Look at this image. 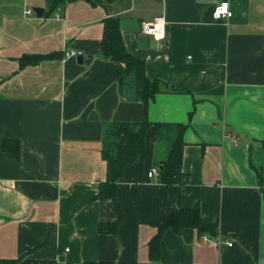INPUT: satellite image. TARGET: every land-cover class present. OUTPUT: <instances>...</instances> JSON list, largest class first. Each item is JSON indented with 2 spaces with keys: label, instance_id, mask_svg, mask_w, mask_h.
<instances>
[{
  "label": "crops",
  "instance_id": "0c3cea01",
  "mask_svg": "<svg viewBox=\"0 0 264 264\" xmlns=\"http://www.w3.org/2000/svg\"><path fill=\"white\" fill-rule=\"evenodd\" d=\"M68 1L49 15L47 0H0V260L264 264V0ZM220 1L231 19L215 20ZM157 17L167 22L163 41L142 48L140 35L121 28L122 36L148 78L188 91L158 95L149 118L189 125V180L149 179L162 149L150 131L142 173L130 165L117 183L119 231L104 234L100 224L118 212L114 201L96 199L106 180L103 124L139 122L144 112L121 99L125 66L102 55L105 20ZM49 54L56 58L20 68L25 55ZM6 140L20 143V162L2 151ZM181 207L200 208L233 246L168 231L161 261L149 262L155 225Z\"/></svg>",
  "mask_w": 264,
  "mask_h": 264
},
{
  "label": "trees",
  "instance_id": "16d2710c",
  "mask_svg": "<svg viewBox=\"0 0 264 264\" xmlns=\"http://www.w3.org/2000/svg\"><path fill=\"white\" fill-rule=\"evenodd\" d=\"M48 14L67 0H47ZM76 0H69L72 2ZM91 1V0H85ZM102 55L111 62L125 66V73L119 80V93L126 102H141L144 106L143 119L139 122H105L103 124L102 159L106 163V180L100 184L98 200H112L117 205L118 219L114 223L100 224L99 232L117 234L123 220V214L117 203V183L122 178L128 166L138 163L143 171L147 154V134L152 131L155 142L165 145L167 155L156 162L159 183L166 186L185 185L188 175L183 172V151L186 145L185 134L188 126L183 123L152 122L149 118V107L158 95L164 92L187 93L161 81L152 80L146 75V63L130 53L122 36L121 19L105 20V30L102 40ZM55 54L25 55L20 58V68L36 66L44 61L55 59ZM192 116V113L190 114ZM2 151L8 153L18 162L21 160V146L18 141H4ZM262 182V174L258 173ZM157 233L148 244L149 262H160L163 251L162 241L168 231L181 235L186 229L198 232L199 237L218 238L220 233L216 226L204 222L200 208L171 209L165 213L161 221L155 225ZM35 250V249H34ZM33 250V251H34ZM32 251V252H33ZM2 264H52V261L39 262L27 259V255L15 260H3ZM111 264V263H90ZM149 264V263H143Z\"/></svg>",
  "mask_w": 264,
  "mask_h": 264
},
{
  "label": "built area",
  "instance_id": "2783aa9c",
  "mask_svg": "<svg viewBox=\"0 0 264 264\" xmlns=\"http://www.w3.org/2000/svg\"><path fill=\"white\" fill-rule=\"evenodd\" d=\"M27 15H31L32 11H27ZM233 16V12L230 9V5L228 1H220L214 11V18L217 21L224 20V19H231ZM160 20H163V24H160ZM166 28H167V22L164 17H157L151 22H142L141 23V34L148 36L150 39L161 42L166 38ZM161 33H163L162 38ZM67 57H80L81 53L77 51H71L69 53H66ZM159 175V168L154 167L151 169V171L148 173L149 179L156 178ZM205 242H212V239H210L208 236L203 237ZM214 242L218 245L226 244L230 247L233 246V243L228 241H223L221 237L214 239ZM65 253L69 252V249L66 248L64 250ZM0 264H2V260H0ZM52 264H72L70 262L66 261H52Z\"/></svg>",
  "mask_w": 264,
  "mask_h": 264
},
{
  "label": "water",
  "instance_id": "95a60500",
  "mask_svg": "<svg viewBox=\"0 0 264 264\" xmlns=\"http://www.w3.org/2000/svg\"><path fill=\"white\" fill-rule=\"evenodd\" d=\"M38 17H42L44 10L40 8L34 9ZM121 28L123 30L131 31L134 34L140 35L138 38V43L142 48H147L150 45V38L146 35H141V23L138 19H123L121 21ZM79 62L82 63L81 57H79Z\"/></svg>",
  "mask_w": 264,
  "mask_h": 264
},
{
  "label": "rangeland",
  "instance_id": "374dc122",
  "mask_svg": "<svg viewBox=\"0 0 264 264\" xmlns=\"http://www.w3.org/2000/svg\"><path fill=\"white\" fill-rule=\"evenodd\" d=\"M158 143L160 144V142ZM160 145H162V149H161V152L158 153V156H157L158 159L164 158L168 153V150L167 148H165V145L163 143H161Z\"/></svg>",
  "mask_w": 264,
  "mask_h": 264
},
{
  "label": "clouds",
  "instance_id": "9594fccd",
  "mask_svg": "<svg viewBox=\"0 0 264 264\" xmlns=\"http://www.w3.org/2000/svg\"><path fill=\"white\" fill-rule=\"evenodd\" d=\"M164 22H163V20H160V24L162 25ZM162 36H163V33H161V37L160 38H162Z\"/></svg>",
  "mask_w": 264,
  "mask_h": 264
}]
</instances>
